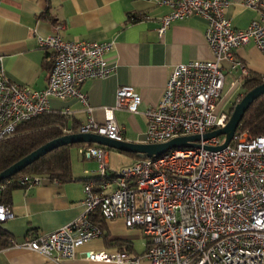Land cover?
I'll return each mask as SVG.
<instances>
[{"label": "built area", "instance_id": "1", "mask_svg": "<svg viewBox=\"0 0 264 264\" xmlns=\"http://www.w3.org/2000/svg\"><path fill=\"white\" fill-rule=\"evenodd\" d=\"M157 4L170 9L160 20L159 37L172 22L199 17L206 24L204 37L212 58L172 70L161 100L145 112V144L203 136L223 128L228 113H216L224 83L221 64L228 62L231 70L247 78L246 67L235 59L236 50L252 43L264 54V0L244 1L243 6L257 14L244 30L234 29L226 18L227 0H157ZM38 44L50 52L52 60L43 90L6 80L0 56V142L12 138L21 124L50 112L51 100L70 99L81 103L89 116L76 131L63 130L64 135L95 134L124 141L111 111H106L101 124L91 118L81 90L85 82L109 76L104 54L112 43L66 41L55 33L39 38ZM140 103L132 87L116 91L115 109L137 114ZM63 114H69L68 110ZM239 126L222 151L205 149L221 145L223 137L218 136L196 142L199 147L138 159L117 172L108 170L107 148L82 149L84 160L97 163L99 182L84 184L81 216L18 247L55 262L70 259L78 248L102 236L101 223L121 220L147 238L144 253L87 252L85 259L115 264H264V137H253ZM48 181L38 175L19 179L24 189ZM12 217L10 208L0 205V224Z\"/></svg>", "mask_w": 264, "mask_h": 264}, {"label": "crops", "instance_id": "2", "mask_svg": "<svg viewBox=\"0 0 264 264\" xmlns=\"http://www.w3.org/2000/svg\"><path fill=\"white\" fill-rule=\"evenodd\" d=\"M244 1L227 0L225 16L234 29L244 30L256 18L254 10L243 6ZM169 11L168 7L158 5L157 0H0V56L4 77L31 90L45 89L51 57L49 51L39 46V38L56 33L66 41L111 42L112 48L104 54L111 69L109 76L89 80L81 90L95 122L103 123L106 111H111L124 141L144 143L145 112L161 100L172 70L181 64L212 58L204 37L206 24L199 17L176 20L162 37L158 36L160 20ZM235 59L243 63L250 75L264 76V54L252 43L238 48ZM221 68L224 80L225 75H230L237 84L234 100H227L232 107L236 98L243 95L245 78L231 70L228 62H223ZM126 86L132 87L141 98L137 114L115 109L116 91ZM49 106L50 111L62 114L68 110V128L73 132L76 130H72L71 124L78 129L89 116L75 99L51 100ZM82 149L70 151V181L56 184L49 180L39 186L12 191L9 208L13 217L0 226L13 240V246L0 250V264H115L89 261L85 253L107 256L119 252L130 256L144 253L147 238L137 228H126L121 220L101 223L102 236L78 248L70 259L55 262L18 247L30 239L51 234L81 216L84 184L89 180L99 182L97 163L84 160ZM111 153H116L114 163ZM118 155L121 154L108 149L109 171L116 172L113 171L116 166L121 169ZM135 161L129 158L124 166ZM137 247L141 253H137Z\"/></svg>", "mask_w": 264, "mask_h": 264}, {"label": "trees", "instance_id": "3", "mask_svg": "<svg viewBox=\"0 0 264 264\" xmlns=\"http://www.w3.org/2000/svg\"><path fill=\"white\" fill-rule=\"evenodd\" d=\"M48 70H50V68ZM263 83L264 81H262L260 77L249 74L242 84L243 95ZM232 108L233 106L229 109L228 116H230ZM239 125L240 129L248 131L253 137H264V95L254 100L245 112ZM68 127L69 117L63 115L61 112L53 111L44 113L21 124L12 138L0 142V173L44 144L64 136L63 130L69 129ZM70 127H72V130H77V126L71 124ZM91 147L96 148L102 146L94 144H74L59 147L35 161L14 177L1 181L0 205L9 207L11 205L12 191L19 188L24 189V186L19 182L22 176L38 175L51 181H70L72 179L70 160L71 149H87ZM118 153L131 159H138L135 154ZM93 221L97 223L100 222L97 216H94ZM11 246H13V240L0 226V250Z\"/></svg>", "mask_w": 264, "mask_h": 264}, {"label": "water", "instance_id": "4", "mask_svg": "<svg viewBox=\"0 0 264 264\" xmlns=\"http://www.w3.org/2000/svg\"><path fill=\"white\" fill-rule=\"evenodd\" d=\"M262 95H264V83L243 95L241 101L233 106L231 114L228 117V120L223 128L206 133L203 136H184L173 138L164 143L145 144L127 141L118 142L95 134L74 133L64 135L44 144L43 146L34 150L27 156L23 157L21 160L17 161L13 165L2 171L0 173V182L3 180H8L19 174L26 167H28L41 157L45 156L46 154L50 153L51 151L56 150L59 147L74 144H95L105 147L109 150H114L121 153L135 154L136 158L138 159H151L157 158L172 149L199 147L196 142L200 140L205 141L214 137L222 136L223 143L221 145L214 148L205 147L206 150L212 152L222 151L231 142L234 133L241 123L247 109L254 102V100L261 97Z\"/></svg>", "mask_w": 264, "mask_h": 264}, {"label": "rangeland", "instance_id": "5", "mask_svg": "<svg viewBox=\"0 0 264 264\" xmlns=\"http://www.w3.org/2000/svg\"><path fill=\"white\" fill-rule=\"evenodd\" d=\"M233 82L234 81L230 75H225L224 88H223L221 97H220L218 104H217L216 113H220V112L228 113L229 109L231 108V106L229 105V102H227V100L229 99L228 101H233L235 98V95L238 93L237 84H234ZM111 152H114V151L112 150ZM115 155H116V153H111L112 163H114L116 160ZM118 156L121 157V169H122L123 167H125L124 165L129 162V158L126 157L125 155H122V154L118 155ZM86 163L89 164V162H86ZM119 170L120 169L117 168V166L113 169V171H116V172ZM136 251H137V253L142 252L140 247H137Z\"/></svg>", "mask_w": 264, "mask_h": 264}]
</instances>
